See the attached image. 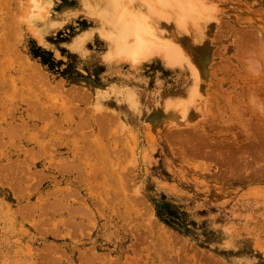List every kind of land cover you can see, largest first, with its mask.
I'll return each instance as SVG.
<instances>
[{
    "label": "rangeland",
    "instance_id": "rangeland-1",
    "mask_svg": "<svg viewBox=\"0 0 264 264\" xmlns=\"http://www.w3.org/2000/svg\"><path fill=\"white\" fill-rule=\"evenodd\" d=\"M199 2L0 0V264H264V0Z\"/></svg>",
    "mask_w": 264,
    "mask_h": 264
},
{
    "label": "bare ground",
    "instance_id": "bare-ground-1",
    "mask_svg": "<svg viewBox=\"0 0 264 264\" xmlns=\"http://www.w3.org/2000/svg\"><path fill=\"white\" fill-rule=\"evenodd\" d=\"M90 1H91V0H90ZM197 1H198V3H199V4H197V5L200 6V5H201L200 2H199L200 0H197ZM202 1H203V0H202ZM201 3H202V2H201ZM206 3H207V2H206ZM203 4H205V1H204ZM203 4H202V5H203ZM197 5H196V7H195V8H196L195 11H197V18H198V19H197V22H198L197 25H198L199 28H201L200 26H202V25L204 24V22L201 21V20H202V19H201V16H203V14H205V12H204V9H205V8L203 7V8H204V9L202 8L203 11H200V10H201V7H199L200 10H198V9H197ZM205 7H207V10L209 9L208 11H210L209 2L207 3V5H205ZM211 7H212V6H211ZM212 8H213V7H212ZM38 10H40V8H38ZM214 10H215V9H214ZM38 13H39V11H38ZM216 18H217V17H216ZM200 21H201V23H200ZM204 25H205V24H204ZM257 31H258V30H257ZM145 32H147V31H146V28L141 29L140 33L142 34V37H143V35H146ZM259 36H260V35H259ZM144 37H145V36H144ZM240 43H241V42H240ZM260 47H261V46H260ZM263 49H264V48H263ZM253 51H254V50H253ZM253 53H254V52H253ZM247 54H248V53H246V55H247ZM251 54H252V53H251ZM261 54H262V53H261ZM249 55H250V54H249ZM249 55H248V56H249ZM259 55H260V54H259ZM263 55H264V54H263ZM249 57H250V56H249ZM261 59H262V58H261ZM251 62H252V61H251ZM258 62H259V61H258ZM258 62L255 61V63H258ZM249 63H250V62H249ZM258 64H260V63H258ZM255 65H256V64H255ZM249 66H250V64H249ZM251 66H253V63H252ZM258 66H260V65H258ZM261 66H262V65H261ZM261 66H260V67H261ZM253 67H254V66H253ZM245 68H246V66H245ZM254 68H256V67H254ZM246 69H247V68H246ZM256 69H257V68H256ZM247 70H248V69H247ZM251 70H253V69H250V71H251ZM259 71H260V70H259ZM248 73H249V72H248ZM254 73H255V72H254ZM256 74H257V73H256ZM262 74H263V73H262ZM213 75H214V74H213ZM45 87H46V86H45ZM29 89H30V88H29ZM194 89H195V88H194ZM2 91H3V89H2ZM200 91H201V89L199 88V86H197V88L194 90V97H197V98L200 97V95H202V93L200 94ZM202 92H203V91H202ZM198 93H199V96H197ZM203 94H204V93H203ZM64 95H65V94H64ZM1 96H2V94H1ZM203 96H204V95H203ZM230 96H231V95H230ZM1 100H2V99H1ZM192 101H194V100H192ZM192 101H191V102H192ZM199 102H200V104H203V103H201V100H200ZM3 103H5V102H3ZM206 103H207V102H206ZM32 104H33V103H32ZM76 104H77V103H76ZM190 104H192V103H190ZM206 105H207V104H206ZM37 106H40V105L37 104ZM191 106L193 107V105H191ZM194 106H196V107L199 106V108H201V107H200L201 105H197V103L194 104ZM204 106H205V105H204ZM254 106H255V105H254ZM29 107H30V106H29ZM35 107H36V106H35ZM31 108H32V107H31ZM202 108H203V107H202ZM258 109H260V108H258ZM55 110H56V109H55ZM201 110H202V109H201ZM40 111L42 112V110H40ZM37 112H38V111H37ZM259 112H260V111H259ZM39 113H40V112H39ZM260 113H261V112H260ZM44 114H45V113H44ZM60 114H61V113H60ZM45 115H46V114H45ZM52 116H53V115H52ZM61 116H62V115H61ZM37 117H38V116H37ZM37 117H36V118H37ZM43 117H44V116H43ZM46 118H48V117H46ZM55 119H57V118H55ZM88 119H89V117H88ZM47 120H48V119H47ZM52 120H53V119H52ZM87 121H88V120H87ZM87 121H86V122H87ZM59 122H60V121H59ZM57 123H58V122H57ZM58 124H59V123H58ZM35 125H36V124H35ZM56 126L59 127L58 125H56ZM60 126H61V125H60ZM48 127H49V126H48ZM52 127H53V126H52ZM54 127H55V126H54ZM64 128H65V127H64ZM68 128H69V127H68ZM70 128H72V127H70ZM75 128H76V127H75ZM78 128H80V127H78ZM84 128H86V127H84ZM21 129H22V128H21ZM24 129H25V128H24ZM47 129H49V128H47ZM47 129H46V130H47ZM51 129H52V128H51ZM56 129H57V128H56ZM59 129H60V127H59ZM88 129H89V128H88ZM22 130H23V129H22ZM66 130H67V129H66ZM55 131H56V130H55ZM80 131H81V129H80ZM88 131H89V130H88ZM105 131H106V130H105ZM107 131H108V130H107ZM20 132H21V131H20ZM22 132H23V131H22ZM45 132H46V131H45ZM45 132H44V134H45ZM59 132H60V131H59ZM86 132H87V131H86ZM42 133H43V132H42ZM60 133H61V132H60ZM76 133H77V132H76ZM91 133H92V132H91ZM13 134H14V133H13ZM54 134H55V132H54ZM67 134H68V133H67ZM77 134H78V133H77ZM70 135H71V134H70ZM103 135H104V134H103ZM107 135H108V134H107ZM62 136H63V135H62ZM98 136H99V135H98ZM105 136H106V135H105ZM108 136H109V135H108ZM108 136H107V137H108ZM93 137H94V136H93ZM94 138H95V137H94ZM90 140H91V139H90ZM90 140H89V141H90ZM7 141H8V140H7ZM100 141H101V140H100ZM90 142H91V141H90ZM87 143H88V141H87ZM91 144H92V143H91ZM91 144H90V145H91ZM108 144H110V142H108ZM61 145H62V144H61ZM90 147H91V146H90ZM93 147H94V146H93ZM93 147H92V148H93ZM92 148H91V150H92ZM83 150H84V149H83ZM88 150H89V149H88ZM52 151H53V150H52ZM54 151H55V150H54ZM86 151H87V150H86ZM86 151H85V152H86ZM91 152H92V151H91ZM109 152H110V151H109ZM111 153H112V152H111ZM108 154H109V153H108ZM108 156H109V155H108ZM113 158H114V157H113ZM5 159H6V158H5ZM76 159H77V158H76ZM77 162H78V161H77ZM70 163H71V161H70ZM78 163L80 164V162H78ZM0 164H1V163H0ZM58 164H59V163H58ZM98 164H99V163H98ZM78 166H79V165H78ZM95 167H96V166H95ZM9 169H10V168H9ZM1 174H2V173H1ZM109 179H110V178H109ZM111 179H112V178H111ZM121 179H122V178H121ZM107 181H108V180H107ZM108 182H109V181H108ZM82 183H83V182H82ZM122 185H123V184H122ZM74 190H75V189H74ZM124 191H125V190H124ZM113 196H114V195H113ZM114 197H115V196H114ZM42 198H43V197H42ZM76 198H77V197H76ZM110 198H111V196H110ZM114 199H115V198H114ZM129 200H130V199H129ZM105 201H106V200H105ZM65 205H67V204H65ZM58 206H59V205H58ZM60 207H61V206H60ZM68 208H69V207H68ZM32 209L34 210V208H32ZM108 209H109V208H108ZM88 211H89V210H88ZM102 212H103V210H102ZM114 213H115V212H114ZM91 215H92V214H91ZM94 219H95V218H94ZM128 224H129V223H128ZM85 233H86V232H85ZM59 236H60V235H59ZM79 236H80V235H79ZM78 250H79V249H78ZM89 251H90V250H89Z\"/></svg>",
    "mask_w": 264,
    "mask_h": 264
},
{
    "label": "trees",
    "instance_id": "trees-1",
    "mask_svg": "<svg viewBox=\"0 0 264 264\" xmlns=\"http://www.w3.org/2000/svg\"><path fill=\"white\" fill-rule=\"evenodd\" d=\"M38 56H40V55H38ZM46 62V61H45Z\"/></svg>",
    "mask_w": 264,
    "mask_h": 264
}]
</instances>
